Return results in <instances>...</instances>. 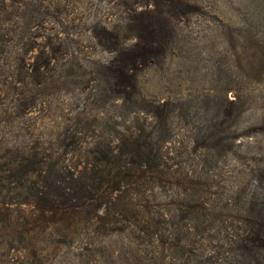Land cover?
I'll return each mask as SVG.
<instances>
[{
	"label": "rangeland",
	"instance_id": "1",
	"mask_svg": "<svg viewBox=\"0 0 264 264\" xmlns=\"http://www.w3.org/2000/svg\"><path fill=\"white\" fill-rule=\"evenodd\" d=\"M152 1L0 0V264H264L245 240L264 201V0H157L172 36L135 84L166 104L158 129L104 96L112 54L92 37H127ZM136 138L150 165L114 166L117 191L73 213H43L15 172L34 154L40 178L84 174L93 148Z\"/></svg>",
	"mask_w": 264,
	"mask_h": 264
},
{
	"label": "trees",
	"instance_id": "2",
	"mask_svg": "<svg viewBox=\"0 0 264 264\" xmlns=\"http://www.w3.org/2000/svg\"><path fill=\"white\" fill-rule=\"evenodd\" d=\"M151 5H153L152 9L141 11L132 19L126 30L127 37H120L104 27L94 28L92 37L98 46L112 54L110 60L102 66L101 71L104 76L102 80L108 86L105 91L107 95L104 94V96H107L108 100H119L122 106L134 107L135 111L146 112L158 129L166 122V104L141 101L138 97L135 77L143 69L162 61L173 29L168 12H162L159 1L153 0ZM130 39L134 40L133 43L126 45V41ZM78 136L75 138L76 143H84V132L79 133ZM137 139L126 147L123 145L118 147L106 145L103 148L96 146L95 149L93 148L94 151L93 149L91 151L93 152L92 161L86 162L88 167L84 166V174L80 172L75 176V173L65 167L66 176L55 175L53 172L51 178L48 176L40 178L38 174L45 157L34 154L29 155L30 157H20L18 170L15 172L18 173L19 180L25 178L24 182L29 184L25 188L26 196L33 200L35 206L43 213L54 215L67 211L73 213L79 206L96 202L95 198H101V196L95 197L94 192L101 190L102 193L111 194L113 190L117 191L115 175L112 176L108 171L115 170L114 166L120 163L134 165L136 168L141 164L150 165L151 150H147L148 144ZM99 165L102 167L98 168ZM51 170L52 168L49 167L46 171L51 173ZM32 172L39 178L38 186L34 184ZM42 174H45L44 171ZM41 191L45 192V196L41 194ZM251 212L254 215L246 221L248 234L245 240L251 243L255 250L264 253V201L258 208L252 207Z\"/></svg>",
	"mask_w": 264,
	"mask_h": 264
}]
</instances>
